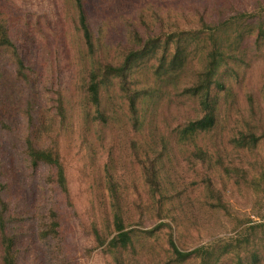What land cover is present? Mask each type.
I'll use <instances>...</instances> for the list:
<instances>
[{"label":"rangeland","instance_id":"1","mask_svg":"<svg viewBox=\"0 0 264 264\" xmlns=\"http://www.w3.org/2000/svg\"><path fill=\"white\" fill-rule=\"evenodd\" d=\"M95 2L102 11V21L94 24L99 23L98 29H91L95 38L89 58L100 63L96 72L102 83L103 109H96L105 120L94 119L98 112L93 108L89 126L83 129L86 135L79 136V119L73 107L78 102L75 83H79V36L76 40V34L69 30L66 12L59 0H0L5 14L14 11L38 23L51 38L53 57L49 58L53 72L49 88L56 112L61 106L64 113L53 133L50 126H45L46 117L40 109L38 118L25 124L30 141L55 147L64 170L65 185L56 187L59 241L53 247L45 237L44 225L52 227L54 222L40 218V194L30 184L20 183L9 190L8 196L0 198L8 202L6 216L16 223L15 228L7 229L14 238L15 264H203L199 256L186 261L177 259L168 246L170 238L180 251L207 248L213 254V264H236L239 257L241 264H264V44L257 47L250 40L243 41L246 36L241 39L243 48L230 60L234 65L221 64L208 89L210 105L218 108L221 121L210 134L203 133L183 143H178L175 131L202 116V92L191 95L187 91L190 87L182 92L170 88L154 107L151 132L145 117L155 89L146 87L149 94L136 101L135 114L131 113L133 102L129 95L142 83V66L157 65L153 53L138 56L125 79L117 82L114 91L119 89L118 98L113 95L108 106L104 103L110 76L103 67L113 62L112 58L122 60L131 51L129 35L142 38L143 43L138 41L133 49L135 54L148 39L164 44L168 63L179 38L193 36L188 57L201 67L197 61L199 52L202 62H208L216 48L214 41L224 42L214 28L219 13L237 10L255 14V21L264 17L260 11L264 0H221L216 8L213 0ZM246 17L238 20L242 32L249 29ZM234 30L235 25L227 28L230 36ZM13 42L24 59L42 69L46 59L42 42L35 44L17 37ZM197 44L201 50L194 49ZM9 57L14 59L11 54ZM152 73L148 84L152 83ZM13 90L9 88L10 93ZM23 94L27 95L26 90ZM124 123L128 131L120 127ZM240 132L248 136L246 141L240 138ZM251 134L256 141L250 139ZM20 140L19 144H26L28 138L22 135ZM24 175L32 177L28 171ZM112 181L120 196L125 231L135 233L134 246L125 249L107 246L116 235L111 211ZM152 229V236L145 234ZM2 241L0 233V262ZM60 242L64 243L62 254L57 251Z\"/></svg>","mask_w":264,"mask_h":264},{"label":"trees","instance_id":"2","mask_svg":"<svg viewBox=\"0 0 264 264\" xmlns=\"http://www.w3.org/2000/svg\"><path fill=\"white\" fill-rule=\"evenodd\" d=\"M59 2L62 10L66 12L65 18L69 30H72L76 34V40L79 36L78 43L76 44L80 55L78 63L79 83L77 81L75 83V90L78 92V102L73 107L79 119L77 121L79 136H83L86 135V133H83L86 131V129L85 131L83 130L84 127L87 128L91 121V110L93 108H95V113L98 112L94 119L100 118L102 121L105 120L102 117V113H99V110L96 109L99 108L101 111L103 109L100 94L102 83L98 81V74L96 72L100 63L95 62L94 58H89L93 53V40L95 38L92 37L91 29H98L99 23L98 25L94 24L101 19L102 11L99 10V6L95 0H59ZM220 3H222L221 0H213L214 7ZM233 11L225 15L219 13L218 19L214 22V28L222 36L224 42L222 41L217 44L216 40L214 41L216 48L209 54L208 62H202V52H199L197 61L201 64V67H197L196 63H192L195 60L188 57L192 51L191 45L195 40L193 36L187 35L184 39L179 38V45L171 55L168 63L169 53L164 44L159 43L154 38L148 39L144 42L139 53L135 54L133 49H135L138 41L143 43L142 38H133L132 35H129L128 43L131 51L127 55H124L122 60L112 58L113 62H109L103 66L106 76H110L106 80L105 88L107 92L105 95L108 99H106L105 103L103 101V103L108 106V102L113 95L118 98L119 89L114 91L117 88V82L125 79V74L130 70V67L138 59L139 55L152 52L153 60H157V65L153 63L142 66L141 72H139L142 83L129 95L131 97L129 99H132L133 102V111L131 113H136V101L143 99L149 94L146 87L155 89L152 95L153 99L146 114L147 116L145 117L146 124H148L149 128L151 127L150 131L152 132L154 129V126H152L154 107L163 98L165 93L170 91V88H173L176 92H182L187 87H190L187 91L191 95L203 93V114L198 119L192 120L178 128L175 131V138L179 140L178 143H183L186 140L193 141L203 133L210 134L216 128V124L222 119L219 118L221 116L218 108H213L210 105V92L208 90L219 66L227 63L231 66L234 65V61L230 60L235 58L236 51H240L243 48L241 44L243 41L250 40L257 47L264 44V17H260L254 21L255 14L245 15L237 10L236 12ZM260 11L264 12V8L260 9ZM245 17L249 23V29L242 32V25L238 23V20ZM231 25H235L232 36L227 31V28H230ZM239 27L241 28L240 31L238 30ZM245 36L246 38H243ZM14 37L22 41L26 38L29 42L35 44L42 42L41 46L46 51V59L41 67L42 69L38 70L34 61L24 59V56L18 51L13 42ZM242 38L243 41H241ZM229 39H232V41ZM183 43L184 45H182ZM199 45L197 44L194 49L201 50ZM222 45L226 46L223 47ZM51 49V38L38 23H33L32 20L20 14L17 15L14 11H9L5 14L4 8L0 7V185L2 188L0 198L3 199V195L8 196L9 190L18 187L20 183L24 186L30 184L42 198L40 218L54 222L52 227L48 225H44V227L45 237L55 247L54 245L59 241V231L57 228L59 229L60 225L58 215L59 201L57 200L56 187L58 186L61 189L65 185L64 170L55 147H44L42 142L34 144L33 141L29 140L31 139L30 132L27 131L29 128L25 127L27 121H35L38 118V109L46 117L45 126H50V133H53L56 130L57 124L64 119L61 106L59 113L58 111L56 112L55 98L49 88L51 81L50 74L53 72V70H50L49 57H53ZM9 54L14 56L13 60L9 57ZM168 65L169 68H167ZM152 71L154 72L152 73L154 77L151 78L152 83L148 84ZM174 83L175 85H173ZM9 88L14 89L12 93L9 92ZM17 89H19V92ZM25 90L27 92L26 96L23 94ZM139 94H141L140 98ZM227 96H225V102L228 98ZM2 98L4 101H2ZM104 114L107 118V114ZM107 119L109 120L110 118ZM137 123L138 120L133 125L135 130L138 129L136 127ZM120 127L128 131L125 123ZM50 133L47 135H51ZM22 135H26L28 138L26 144L25 142L19 144ZM240 138L246 141L248 136L245 132H240ZM250 139L256 141L257 137L251 134ZM144 146H148V143ZM128 152L129 149H127V154ZM25 171L30 172L32 177H26L24 175ZM111 183L114 188L110 190L112 199L111 211L116 235L108 241L107 246L113 249H125L128 245L134 246L133 235L135 233L132 230L125 231L122 223V212L119 204L120 196L117 193V185L113 181ZM27 190L32 192L29 187H27ZM0 203L2 205V209L0 210V233H2L3 239L0 263L15 264L13 253V247L15 246L14 238L13 235L12 237L9 236L10 232L7 229L10 227L15 228L16 223L15 220L6 216L8 202L0 200ZM157 227H160V225ZM146 232L145 234L150 237L155 232V229ZM63 244V242L62 244L60 242V247L57 249L58 253L62 254L64 251ZM168 246L172 249L176 258L181 261L199 256L203 260V264H213L211 262L213 254L207 248L200 247L191 251H180L171 238L169 239ZM226 247L228 248V245ZM213 261L216 263L218 258ZM236 264H241L240 257Z\"/></svg>","mask_w":264,"mask_h":264}]
</instances>
